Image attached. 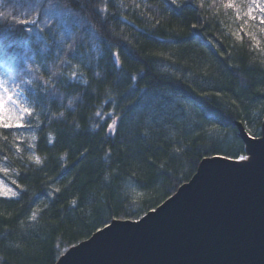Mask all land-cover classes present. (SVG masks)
<instances>
[{"label": "trees", "instance_id": "1", "mask_svg": "<svg viewBox=\"0 0 264 264\" xmlns=\"http://www.w3.org/2000/svg\"><path fill=\"white\" fill-rule=\"evenodd\" d=\"M172 3L0 0V71L33 109L24 131L0 128V176L19 190L0 198V264H55L157 207L204 157L245 156L236 121L261 134L264 0Z\"/></svg>", "mask_w": 264, "mask_h": 264}, {"label": "water", "instance_id": "2", "mask_svg": "<svg viewBox=\"0 0 264 264\" xmlns=\"http://www.w3.org/2000/svg\"><path fill=\"white\" fill-rule=\"evenodd\" d=\"M240 160L204 157L177 191L141 218L113 219L55 264H264V120Z\"/></svg>", "mask_w": 264, "mask_h": 264}, {"label": "snow or ice", "instance_id": "3", "mask_svg": "<svg viewBox=\"0 0 264 264\" xmlns=\"http://www.w3.org/2000/svg\"><path fill=\"white\" fill-rule=\"evenodd\" d=\"M172 4L176 5L177 0H173ZM228 6L231 7L232 5L229 4ZM255 7L260 11L262 15H264V4H256ZM248 15L249 16L252 15V8H249ZM10 16H12L11 11L0 12V18L10 17ZM13 23L32 24V23H35V21L34 20L17 21L13 17ZM261 31L264 32V28H262ZM250 35H251L252 41L257 46H259L260 41L257 40V37L251 33ZM113 56L118 57V53H113ZM115 62L117 63V65H119L120 63L118 58L116 59ZM29 70L33 72H38L39 67L37 66L36 68H32V66H29ZM53 75H55V73H53ZM72 76L73 78H75L76 74L73 73ZM28 83L31 84L32 81L29 80ZM44 83L45 85H47L50 83V80H45ZM0 87H3L2 84H0ZM6 101L11 102L13 104L17 103V101L13 98V94L9 91V89L6 87H3V91L0 92V128H13V127L19 128V129L24 128L25 127L24 120L25 118H30L33 115V109L29 106H26L24 103H20L18 105V111H13V109L6 107ZM69 103H71V101H69ZM114 115L115 114L111 112L108 114V118L111 120V122L108 123L107 125V130L109 133H114L118 125L119 118L118 117L113 118ZM31 139L36 140V136L33 135ZM48 139L50 143L53 142V137L51 135H49ZM238 158L242 161L248 159V157H245L243 155H240ZM31 159H34L37 164L41 163L39 156H33L31 157ZM4 171L6 172L7 169H4ZM0 190H2V194H0V198H14L18 194L17 191L13 190L12 187H5L2 185V183H0ZM56 191L58 192L59 189H57ZM32 218L35 219V213H33Z\"/></svg>", "mask_w": 264, "mask_h": 264}, {"label": "rangeland", "instance_id": "4", "mask_svg": "<svg viewBox=\"0 0 264 264\" xmlns=\"http://www.w3.org/2000/svg\"><path fill=\"white\" fill-rule=\"evenodd\" d=\"M0 84H2L3 87L8 88L9 91L13 94V98L17 101V103H15V104L6 101V107L13 109V111H18V105L20 103H24L26 106H29V102L27 100V97H26L25 93L23 91L16 90L11 85L8 77L1 71H0ZM3 87H0V92L3 91ZM24 123H25V121H24ZM25 126H26V124H25ZM17 129H19V128H17ZM22 129L24 131L25 127L22 128ZM0 183H2V185L5 186V187H12L13 190H15V191H17V193H19V190H18L17 187H15L13 184L8 183L7 181H5L1 176H0ZM0 194H2V190H0Z\"/></svg>", "mask_w": 264, "mask_h": 264}]
</instances>
